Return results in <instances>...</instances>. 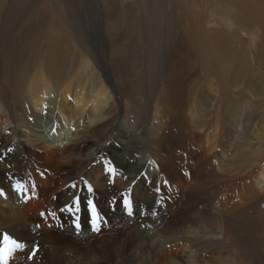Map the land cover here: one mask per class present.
Segmentation results:
<instances>
[{
    "label": "bare ground",
    "instance_id": "6f19581e",
    "mask_svg": "<svg viewBox=\"0 0 264 264\" xmlns=\"http://www.w3.org/2000/svg\"><path fill=\"white\" fill-rule=\"evenodd\" d=\"M22 1L27 0H0V75H2L3 83L7 86V91H9L10 96L12 95L11 98L13 101L15 99L14 94L22 95L21 99L26 103L29 101V98L32 99L33 105L31 106L29 113L32 115L34 122L32 127L29 128H27L25 124L22 125V122L16 121L15 123L13 121L12 110H10V107L4 102L0 103V177L1 179L3 178L4 183L9 184L11 178L19 176L21 173H23L25 177L28 176L25 189L15 197L11 194L9 189L2 191L0 183V233L9 232L11 235L14 234L16 236V233L21 227H26L34 223L40 234L46 236V238L55 239V246L58 245L60 247H23L22 249L15 250L9 260V252L14 247L3 246L0 250L4 251L5 256H0V260H7V264H264V255L255 251L254 238L250 235L245 236L237 234L233 231L232 226L229 225V222L225 220V218L220 217L217 219L216 217L211 216L210 211L208 210L209 208L206 207V205H208L207 200L198 196V181L195 177V183L192 182L191 170H189V168L187 171L185 170L186 175L189 174L190 178L187 176V180L183 182L180 179V174L176 175V172H173L172 170H165L160 160L159 162L162 167L159 165V162H157L159 166V184L164 185L167 183L170 185L167 192L165 191V187H162V191L166 195L165 197L168 198V200L162 201L164 202L162 208H164L163 212L165 217L170 218L169 220L166 219L167 228L165 227L166 229L163 232L160 230L158 234H155V232L154 234L149 231L147 232L146 242H150V245H146V248L141 247L138 243L128 239L127 236L123 237L119 235V237L113 239L110 237H104V240L98 241L95 246H89L90 248L86 249L69 244V242L64 239V234L67 233L69 228H71L72 218L71 215L66 213V211H61L66 208L62 202L69 203L65 197L68 195L69 189L72 186H75L74 188L80 187L79 192L81 188L85 189L88 192L89 197H91V200L96 203L102 201L112 205L116 196H119L121 200L122 197H127L129 195V190H131L130 182H133L132 179L128 180L126 176H123L119 172V167L109 169L102 167L101 164H104L105 161H114L116 155L119 156V159L121 160L117 163L118 166L124 167V163H127L130 174L138 176L141 170V164L144 161L142 159L150 156V148L147 139L152 136L151 132H149V136L142 125L129 122L128 115L130 114V111L135 110L133 108V103H135V101L132 97L135 95H142L143 89L141 90V87L145 82H150L148 74L152 72L151 68L156 67L158 69L157 76L158 84L160 86L157 91V97H161L159 92L170 82L167 81L170 77H168V68L171 67L169 66L170 58L171 60L174 58V61L176 62L175 57L177 58V56L183 54L186 58L192 57L193 59H196L195 61L199 64L198 70L192 73L190 81H193L194 79L197 80L199 77L213 80L220 96L219 103H221L222 106L235 99L239 89L236 87L239 83L251 85V83H254L256 80L258 85L261 80L264 81V0H231L239 11L240 16H236L231 12L232 14L230 16L232 21H230V23L232 22L234 27L239 25L241 30L256 27L259 31L262 44L257 64H254L253 59L251 55L248 54L246 48L232 35V37H230L223 32H200L202 29L198 27L196 30L194 26H197V24L195 25V23L189 21L182 22L183 25L178 26L177 24L174 28L171 26L170 30L168 26L169 22H163L164 18H161L157 22L156 17L163 15L159 4L164 3L167 6L175 7L177 9L176 11L180 10V6H177L175 0H167V2L164 0H140V8L143 11H149L151 15L149 18L146 15L148 22H145L144 20H140L141 16L138 15V12L133 11L134 13L132 16L136 19L139 18V21L137 20L138 25H135V27L132 28H134L136 32V27H139V31L136 32V38L134 36L132 37V40H134L132 42L133 44L131 45L130 43L129 47L125 50V53L121 50V55L118 54L115 56L118 60H123V62L120 64H118L119 62L114 64L113 76L110 78L109 74L105 73V76L111 83V90L104 84L98 87L94 82L90 83L91 81H84V76L77 78L79 74L88 71H86V69L90 67V63L85 59L83 61L80 60L81 67H75V65H77L76 56L79 53L78 51H81V49L84 48L81 46L83 40L81 41V39H79L80 37L78 38L76 36L75 38L77 40L75 39L74 41L72 33L66 31L75 27L73 21L75 16L71 12L73 10H66V12H64V10L59 7L60 4L66 5L68 0H58V4L56 3V6L54 7H48L49 1L52 0H39V4L34 7H23L21 6ZM219 1H222L223 3V0ZM106 2L108 3L107 10L109 12L107 13L108 21L114 22L116 19H119L118 17L120 16L117 11L118 9L113 0H107ZM248 5H250V7L254 6L255 8H249ZM158 13H160V15H158ZM51 16L52 19L57 17V22L51 21ZM124 18L125 15H123V19ZM113 22L111 25L117 23ZM133 22L135 23V21ZM160 27H163L164 30V42L160 38ZM138 33L141 34V39H139ZM161 43L165 44L162 46V49L164 50L162 51L163 53L161 51V53L158 52L160 45H162ZM71 45L77 47V52L71 48ZM71 55L72 59L74 58L72 61L73 65L71 62L69 66L68 57H71ZM30 73L32 78H29ZM122 73H124V80L129 81V83L131 80L136 82L137 87L133 88V84L131 85L132 89H130L131 87L123 89V87L119 86L117 78H120L119 75ZM65 77L66 80H62ZM98 78L95 81H98ZM77 81L79 84L76 86L75 83ZM75 87L77 89H75ZM188 88L189 89H186L188 92L187 94L190 97L189 101H191L193 105H196L198 109L202 108L199 107V104L202 103L199 102V99L202 100L205 97L206 99L209 97L205 93L204 88H198V86L196 87L194 85H190ZM239 93L242 92L239 91ZM55 95L62 97L59 99L60 105L57 112L54 110V107L49 104ZM262 95V97H264V92ZM71 96H73L74 104L68 103V99L72 98ZM118 97L124 99L123 105L119 104L117 100ZM242 99L244 98L239 97L237 100ZM235 101L236 100H234V102ZM159 102L156 107L159 109H156V112L160 111L159 115L161 116L162 111ZM52 103L55 105L58 104L56 101ZM18 104L17 102H14L12 105L15 110H13L15 116L19 110L20 105ZM26 105H28V103ZM20 108H22V106ZM60 111L61 114L60 117H58ZM198 112L199 111H196V113ZM233 114H238V112H233ZM218 115L220 118L223 117L221 113H218ZM75 117L80 119L83 118L82 121H84V124L82 123L83 126L81 132H70V125ZM61 119H63L64 126L61 123ZM160 120L161 117L156 115L152 125L156 123L161 124ZM219 120L220 121L217 122L218 125L215 126L213 124V119H210L209 123H207L208 134L205 136L207 142L205 149L208 155L214 153V148L217 145L211 143L210 135L215 136V143H217L216 140L218 138H222V132L224 130L222 126L223 120ZM68 126L69 128L66 129ZM49 128H56L58 132L63 129L70 132L65 137H59V145H57L56 148L57 150L55 148L51 149V145L49 146V142L45 139V133ZM215 128L218 130L216 133L214 130ZM157 129L158 128L156 127V130ZM132 130L133 132H136L135 135H131ZM24 133L29 135L25 136ZM95 133H97V137H95ZM33 134L36 137L34 142L29 140L32 139L30 137ZM263 135L264 133L259 135L261 143H264ZM129 138L139 140L143 146V149H141L142 152L139 154H141L142 157L146 154L145 157L139 158L138 154L134 155L132 153L133 155L130 156V163L127 161L129 158H125L126 149L128 148V144L126 145V143ZM156 141L157 140L154 142ZM159 141L161 142V139ZM116 142H119L120 148H122L123 151L115 147L110 148L112 154L108 151V146H110V143ZM243 147L244 146L241 148ZM242 150H244V148ZM246 152H248V150ZM251 154L253 155L254 160L259 159L261 161L262 158L264 159V146H260L258 151H249L248 155ZM95 155L97 158H93ZM2 157L7 158L3 161ZM161 157H163V153ZM203 161L205 160L203 159ZM235 162H237V159H235ZM242 163L243 162L240 161V164L236 165L238 166L237 173L234 175L232 173V177H226V179H229L225 181V183L228 182V184L223 186V193L225 192V189L228 194L238 192L237 187L232 188L229 184L230 182L232 183L237 179H240L241 172L244 170V168L241 167L243 166L241 165ZM148 171H150V169ZM225 175L229 176L227 173ZM250 175L248 185L253 186L255 182L259 185L261 179H263L264 182V169L261 168L260 174H256L255 170L250 171ZM155 177L158 178V174ZM250 187L248 189H250ZM246 191L248 192V190ZM185 192L186 197L184 195ZM25 196H27V198H25ZM152 197L150 196V198ZM184 197L186 198L185 204H183ZM74 199L71 201H74ZM241 200L242 198L238 201L240 202V205L243 204ZM156 201L161 202L160 199ZM147 207L149 206L147 205ZM185 207H187L186 211ZM42 214L45 215L42 217ZM149 214L151 213L149 212ZM159 221L158 223L160 224ZM94 222L96 224L97 221L94 220ZM104 222L105 227L103 231H101L100 228H97L100 232L94 234L95 239L103 236V232L110 234L113 230L116 232L118 231L112 228V217L110 214L106 215ZM156 226L157 225H155V227ZM119 227L123 226L118 224L117 228ZM72 233L74 234V232ZM256 238L258 239V234ZM240 239L242 240L241 243H247L248 247L253 249V251H251V256L249 254L250 252H246L244 250L245 247H242L239 244ZM9 241L11 243V240ZM44 241H46V239ZM136 241L138 240L136 239ZM209 241L216 243L217 247H213V249L220 250L217 262L214 259H211L212 254L210 253L211 251L208 250L210 247H207V244L205 245V243H203ZM260 241L261 239L259 238V243L264 245V243H261ZM26 244L27 243H25V246ZM34 249H36V252H34ZM262 249H264V247H262Z\"/></svg>",
    "mask_w": 264,
    "mask_h": 264
},
{
    "label": "rangeland",
    "instance_id": "374dc122",
    "mask_svg": "<svg viewBox=\"0 0 264 264\" xmlns=\"http://www.w3.org/2000/svg\"><path fill=\"white\" fill-rule=\"evenodd\" d=\"M106 1L107 0H68L66 5L60 4L59 7L62 8L64 10V12H66V10H69V11L73 10L71 12L75 16V19H73V21L75 23V25H74L75 27H73V29L74 28L75 29L74 30L70 29V30H66V31L72 33V37L74 38V41L76 39L75 38L76 36L78 38L80 37L79 39H81V41L83 40L81 46H83L84 49H81V51H78L79 53L76 56V58H77L76 64L77 65H75V67L78 66L77 68H80L81 67L80 63L84 59L86 61H89V63H90V67H88L86 69V71L87 70L88 71L85 73L79 74V76H77V78L84 76V79H83L84 81H86V82L91 81L90 83L94 82L95 85H97L98 87L101 86L102 84H104L107 88L109 87L108 89L111 90V83L109 82V80L107 79V77L105 75L108 73L110 78L113 76L114 64L118 63V62H119L118 64H120L121 62H123V60L120 61L115 56L118 54L121 55V53H122L121 50L125 53V50L129 47L130 43H131V45L133 44L132 42L134 40H132V37L134 36L136 38V32L139 31V27L138 28L136 27V32H135V29L132 28V27H135V25H138L137 22L139 21V18L136 19L134 16H132L133 13L138 12V15L141 16L140 20H144L145 22H148V18L151 14L149 13V11L148 12L143 11L140 8V6H141L140 0H113L117 9H118L117 11H118L120 16L118 17L119 19L115 18L116 21H114V22H117V23L111 25L113 21H108L107 13H109V12L107 10L108 3ZM164 1L167 2V0H164ZM175 1L177 3V6H180L179 11H176L177 9L175 7L167 6L164 3H161V4L158 3L159 7L162 9L163 15L161 16L160 13H158V15H160V16L156 17L157 22L161 18L162 19L164 18L163 22L164 21L169 22L168 26H169V30H170L171 26L174 28L175 26H177V24L179 26V25H183L182 22L189 21V22L195 23V25L197 24V26H194V28L196 30L198 27L201 28L202 30L200 32H203V31L207 32V33L223 32L225 34H228V36H230V37L234 36L238 39V41L242 44V46H244L246 48L248 54L251 55L254 64L258 63V55H259V51L261 49V44H262L261 40H260L261 38H260L259 31L256 29V27H253L251 29L245 28V29L241 30V27L239 25H236V27H234L233 23L232 22L230 23V21H232V18L230 16L232 14L231 12H233L236 16H240L239 11L236 9L235 4L231 0H223V3H222V1L220 2L219 0H175ZM38 2H39V0L22 1L21 6H23V7L33 6L34 7L37 4H39ZM56 3L58 4V0L49 1L48 7H54V6H56ZM137 6H138V8H137ZM248 6H249V8L254 7V6L250 7V5H248ZM17 10H19V9H17ZM249 10H252V9H249ZM123 15H125L124 19H123ZM126 15H127V17H126ZM146 15L148 18L146 17ZM51 21L57 22V17H54L52 19V16H51ZM133 21H135V23ZM198 24H199V26H198ZM128 25H129V27H128ZM164 25H166V24H164ZM160 28H161L160 29V31H161V33H160L161 37L160 38L163 40L165 38L164 37V30H163V27H160ZM142 31H144V30H142ZM138 36H139V39H141L140 33H138ZM164 40H163V42H164ZM74 45L73 46L71 45L72 46L71 48L74 51H76L77 47H75ZM163 45H165V44L163 43L162 45H160L158 52L164 51L162 49ZM165 50H166V48H165ZM80 52H82V53H80ZM185 58L186 57H184L183 54L177 56V58L175 57L176 62L174 61V58H173V60H171V58H170L169 66H171V67H169L170 69L168 68V70H169L168 77L169 76L170 77H169V80H167L168 82L169 81L170 82H169V84H167L166 87L162 88L163 91L161 90L159 92L161 97H157L158 96L157 91H158L160 85L158 84L159 83L158 82V76H157V70L158 69L156 67L151 68L152 72L148 74V76L150 77V82H148V83L145 82L143 84L144 87L143 86L141 87V90L143 89L142 95H135L132 97L135 101V103H133V108L135 110L130 111V114L128 115L129 122L135 123V124L137 123L138 125H142L143 128L146 129V133L150 136L149 132H151V135H152L151 137H149L147 139V143H148L149 148H150V150H149L150 156H148L149 158L145 157L146 154L143 155V157H145V158H143L141 156V154H139L140 152H142L141 149H143L142 143L139 140H137L135 138H132V139L129 138L127 143H126V145L128 144L127 145L128 148L126 149L125 158L126 157L129 158V159H127V161L129 163L131 162L130 156H132L133 154L134 155L138 154V157L143 158L142 160H144L142 162L143 165L141 164V170L139 173L140 176L139 175L138 176L131 175L127 163H124V167L118 166L117 163H119V161H121V160L119 159V156H116L115 154H114L115 155L114 161H112V162L105 161L104 164L103 163L101 164L102 167L109 168V169L119 167L118 168L119 172L123 176H126L128 178V180L132 179L133 182H130V189L131 190H129V195L127 197H122V199H121L126 203L127 198L130 196L131 202H132V210H133L132 215H129L127 213V211L125 210V208L121 205V200H120L119 196H116V198L114 200L115 201L114 207L112 206L113 204L111 205L109 203H105L102 201H98L97 203L94 201V204H93L91 197H89V194L85 189L81 188V190L79 192L80 187L74 188V186H72L69 189V193H71V194L68 193L69 196L67 195L65 197L67 202H69V203L60 201L64 204V207H66L64 209L66 211V213L68 211L73 212V215H71V218H72L71 228H69L67 230V233L64 234V239L67 240L69 242V244H72L76 247H83V249H86V248H90L91 246H95L98 241L104 240L105 239L104 237H110L111 239H113V238H117L119 236H123V237L127 236L128 239H131L132 241L138 243V245H140L141 247L146 248L148 245H150V242H146L147 241L146 240L147 232L149 231V232H152L153 234H154V232H155V234L156 233L158 234L159 230L163 232L167 228L166 219L169 220V218H170V217H167V218L165 217V214L163 212L164 208H162V206L164 205V202H162V201L168 200V198L165 197L166 195L162 191V187H165V191L167 192V189L170 188V185L167 183H165L164 185L159 184V182H160L159 172H158L159 166H158L157 162H159V160H160L161 163L163 164V167L165 168V170H172L173 172H176L175 173L176 175L180 174V176H181L180 179L183 182H185L187 180V176L190 178L189 174L186 175V171L189 168V170H191V174H192V182L195 183V177H196V180L198 181V183H197L198 196L201 197L202 199L207 200L208 205H206V207L209 208L208 210L210 211L211 216L216 217L217 219L220 217L225 218V220H227L229 222V225L232 226L233 231H235L237 234H242L245 236L250 235L252 238L255 239V242H254L255 243L254 244L255 251L264 255V249H262V247H264V245H261L259 243V238L261 239L260 242L264 243V188H263L264 182H263V179H261V180L259 179L260 180V183L258 182L259 185H257V182H255V184L253 186L248 185V181L250 180V176H251L250 171L255 170L256 174H258V173L260 174L261 168L264 169V159L263 158L261 161L259 159L254 160L252 154H251L252 157H251V155H248L249 151H253V150L258 151L260 146H262V147L264 146V143H261V141L259 140V135L264 133V116H263L264 115V101H263L264 97H262L263 96L262 93L264 92V81L261 80L260 81L261 83L259 82L258 85L256 83V80L254 81V83L252 82L253 84L251 83V85H249V84L245 85V84L239 83V85L236 87L237 89L239 88L238 91L236 90L238 92V94H236V97L234 99L236 101L234 102V100H233L232 102H230L231 104L228 103V104L222 106L221 103H219V97L220 96L217 92V87H215V85L213 83L214 82L213 80L208 79V78L206 79L205 77H199L197 79L199 81H197L196 79H194L193 81H190L192 73L194 71L198 70L199 64L195 61L196 59H193L192 57L191 58L189 57L186 59ZM73 59H72V55H71V57H68L69 66H70V63L73 61ZM178 64H180V65H178ZM72 65H73V62H72ZM110 66H111V68H110ZM108 68H109V70H108ZM155 72H156V74H155ZM150 75H153V76H150ZM29 76H30L29 78H32L31 73L29 74ZM123 76H124V73L119 75L120 78H117L119 86L123 87V89L130 88L132 84H133L132 85L133 88L137 87L136 82H133L131 80L129 83V81L124 80ZM97 78H98V81H95V80H97ZM62 80L65 81L66 77L63 78ZM126 81H127V83H126ZM0 84H1L0 85V103L4 102L7 104L8 107H10V110H12L11 112H12L13 121L15 123H16V121L22 122V125L25 124L27 128L32 127V124L34 121L32 119V115L29 113V110H31V106L33 105L32 99L29 98V101L27 102L28 105H26L27 103L21 99L22 95H18V94L15 95L14 94L15 99L13 101L11 98L12 95L10 96L9 91H7L8 90L7 86H5L3 83L2 75H0ZM78 84L79 83L77 81L75 83V85L77 86ZM210 84H212L213 87ZM190 85H194L196 87L198 86V88H204L205 93L207 94V96H209L207 99H206V97L202 100L199 99V102H202L199 104V107H202L200 109H198L196 107V105H193V103L191 101H189L190 97L187 94L188 93L187 89H189L188 86H190ZM132 87L130 89H132ZM257 87H259V88H257ZM241 88H242V91H241ZM75 89H77V88L75 87ZM145 89H146V91H145ZM256 90H257V93H256ZM239 91L242 93H239ZM258 91H259V93H258ZM244 93H245V95H244ZM153 94H154V96H153ZM148 95H149V97H148ZM71 97L72 98L68 99V101H69L68 103H73V96H71ZM233 97H234V94H233ZM239 97H243L244 99L237 100V99H239ZM60 98H62V97L61 96L59 97V95H55L49 103L54 107V110L56 112L58 111V108L60 105V103H59ZM150 98H152V99H150ZM24 100H25V97H24ZM117 100H118L119 104H121V105L124 104V99H122L121 97H118ZM120 100H121V102H120ZM54 101L58 102V104H56V105L53 104L52 102H54ZM14 102H17V104L19 103L18 105H20L18 113L16 114V116H15V112H14L15 110L12 107ZM158 102L161 105V107H160V109L162 111L161 116L159 115L160 111L156 112V109H159V108H156ZM260 102H262V103H260ZM136 105H137V107H136ZM21 106H22V108H20ZM175 109L177 112L175 111ZM196 111H199V112L196 113ZM181 112H183V113H181ZM233 112H238V114H233ZM218 113H221V115H223L224 118L223 117L220 118ZM60 114H61V111L59 112L58 117H60ZM156 115L161 117V120H160L161 124L156 123V124L152 125L154 122L153 120L156 118ZM192 116H193V118H192ZM210 119L214 120V123H213L214 126L218 125L217 122L220 121L219 119L223 120L222 126H223L224 130L222 132V138H218L216 140L217 143H215V136L210 135L211 143L217 144V145L214 148V153L208 155L207 151L205 149L206 145H207L205 136H207V134H208L207 123H209ZM61 120H62L61 123L64 126L63 119H61ZM82 120H83V118L80 119L78 117H75L74 120H72V123L70 125V127H71L70 132H73V133L81 132L82 126L84 124L83 123L84 121H82ZM201 121H203V122H201ZM198 122H201V123H198ZM156 127L158 128L157 130H156ZM68 128H69V126L66 127V129H68ZM216 129L217 128L214 129L215 133L218 131ZM149 130H151V131H149ZM70 132H67V130H64V129L62 131L58 132L56 128H49L45 133V135H46L45 139L47 142H49L48 145L49 146L51 145L50 146L51 149H53V148L56 149L57 145H59V143H58L59 137L60 136L65 137ZM131 133H132L131 135L136 134V132L135 131L133 132V130L131 131ZM95 134H94L95 137H97V133H95ZM24 135L26 136L29 134L24 133ZM160 136H161V138H160ZM30 138H32V139H29L32 142H34L36 140V137L34 134L31 135ZM151 138H152V140H151ZM158 139L159 140L161 139V142ZM168 139H170V140H168ZM155 140H157V141L154 142ZM263 141H264V135H263ZM245 144L247 147L245 146ZM249 144H250V147H249ZM220 145H221V147H220ZM242 146H244L243 147L244 150H242L243 149V148H241ZM114 147L123 151V149L120 148L119 142L110 143V146H108V151L110 153H112L110 151V148H114ZM160 150L163 153V157H161L162 153ZM166 150L167 151L170 150V151L167 152ZM245 150L246 151L248 150V152H246ZM237 151L240 154V156L237 153ZM245 152H246V154H245ZM154 153H156V154H154ZM112 154H110V155L113 156ZM159 155H160V157H159ZM153 157H154V159H153ZM169 157H172V158H169ZM198 157H199V159H198ZM263 157H264V155H263ZM6 158L7 157H5V158L2 157V160L5 161ZM93 158H97V156L95 155V156H93ZM145 159H147V160H145ZM190 159L192 162L190 161ZM203 159L205 161H203ZM235 159H237V162H235ZM238 161H239V163H238ZM240 161L244 163V164L243 163L241 164V165H243L241 167L244 168L243 172H241V177L239 180L237 179L238 181L236 180L232 183L230 182V184H229V186H232V188L237 187L238 192H232L231 194H228V192H226L227 190L225 189V192L223 193V186L224 185L226 186L228 184V182L225 183V181L229 179V178L226 179V177H232L235 173L238 172L237 171L238 166H236V165H239ZM146 162H148V163H146ZM232 162H233V164L234 163L235 164L233 165ZM161 163L159 162L160 166H161ZM169 164H170V166H169ZM200 166H202V167H200ZM208 166H210V167H208ZM205 167H206V169H205ZM207 167H208V169H207ZM124 168H126V169H124ZM202 168L205 171H203ZM149 169H150V171H148ZM230 172H231V174H230ZM226 173L229 176L225 175ZM232 173H233V175H232ZM242 173H244L245 175ZM157 174H158V178L155 177V176H157ZM193 174H194V176H193ZM0 179H1V177H0ZM134 180H135V182H134ZM145 180H147L148 182ZM27 181H28V176L25 177V175L23 173H21L19 176L11 178L9 180V184L4 183L3 178H2L1 182H0L1 187H2L1 189H2V191L9 189L11 194H13L15 197V196H18L25 189ZM135 186H136V188H135ZM243 186H245V187H243ZM158 187L160 189L159 193L157 192ZM249 187H250V189H248ZM4 188H6V189H4ZM252 188L254 189V191ZM142 189H143V191H142ZM246 190H248V192ZM133 191H135V192H133ZM238 193H239V195H238ZM226 194L228 197L226 196ZM149 195L151 197L153 196L154 198L153 197L150 198ZM184 195L186 197V192ZM74 196H75V199H74ZM236 196H237V198H236ZM185 197L183 198V204L186 203ZM77 198H78V200H77ZM240 198H242V200H241L243 202L242 205H240V202H238ZM73 199H74V201H71ZM159 199L161 200V202L156 201ZM219 199H221V200H219ZM225 200H226V202H225ZM187 201H188V199H187ZM227 202H229L230 205ZM158 203H160V204H158ZM69 205H70V207H69ZM147 205L150 207V209H149V207H147ZM72 207H74V208H72ZM114 208H115V210H114ZM152 208H153V210H152ZM213 208L216 210V212ZM141 209H143V210H141ZM160 209H162V210H160ZM186 210H187V207H185V211ZM148 211L151 214H149ZM218 211H220V212H218ZM161 213H163V214H161ZM109 214L112 217V228L116 229L118 231L116 232L115 230H113V232H110L111 235L103 232V236H100V237L95 239L94 234L96 232L97 233L100 232V230L103 231V229L105 227L104 220L106 219V215H109ZM75 215L79 216V220H78L79 227L74 226L76 223V221L74 220ZM221 215H223V216H221ZM142 216H143V219H142ZM231 216H232V218H231ZM155 217H157V218H155ZM94 220H96L99 223L96 222V224H95ZM116 220H117V222H116ZM158 221L160 222V224L158 223ZM164 222H165V224H164ZM117 223L123 227L117 228V225H118ZM130 224H132V225H130ZM154 224L157 226L155 227ZM24 227H21V229L18 230V232L16 233V236L14 234L11 235V233H9V232L0 233V242H3L4 247H15L14 246L15 244L13 242L20 243L22 245L24 244L23 247H28V246H30V247H32V246L33 247H60L58 245L55 246V243H54L55 239H53V238L49 239V238H46V236L40 234L38 232L39 230H38L37 226L34 223L29 225V226H26L25 228ZM97 228H100V230H97ZM127 228H128V230H127ZM143 228H145V229H143ZM28 231H30V232H28ZM71 231L74 232V234ZM37 233H38V235H37ZM257 234H258V239L256 238ZM128 236H130L131 238ZM10 237H12V238H10ZM75 238H77V239H75ZM83 238H84V240H83ZM45 239H46V241H44ZM136 239L138 241H136ZM9 240H11V243ZM5 242H6V245H5ZM145 242H146V244H145ZM241 242H242V240L240 239L239 244L242 247H245L244 250L246 252L247 251L250 252L249 254L251 256L252 255L251 251H253V249H250L248 247L247 243L243 244ZM25 243H27L28 245L26 244V246H25ZM203 243H205V245L207 244V247H210L208 250L211 251L210 252L212 254L211 259L212 260L214 259L217 262L218 256L220 255V250L219 249H213V247H217L216 243L210 242V241L209 242H203ZM34 252H36V249H34ZM0 256L1 257L5 256L4 251L0 250ZM184 257H185V255H184Z\"/></svg>",
    "mask_w": 264,
    "mask_h": 264
},
{
    "label": "snow or ice",
    "instance_id": "6c2138e0",
    "mask_svg": "<svg viewBox=\"0 0 264 264\" xmlns=\"http://www.w3.org/2000/svg\"><path fill=\"white\" fill-rule=\"evenodd\" d=\"M106 173H107V169H106ZM75 187V186H74ZM157 192L159 193L160 192V189L159 187L157 188ZM25 198H27V196H25ZM78 199V198H77ZM93 204H94V201H93ZM121 205L126 209L127 213L129 215H132V202H131V198L130 196L127 198V202L125 203L123 200L121 201ZM115 206V201H113V207ZM62 212H64L65 210L62 209L61 210ZM69 215H73V212L72 211H68L67 212ZM45 214H42V217L44 216ZM91 215V214H90ZM74 220L76 221L75 225L76 227H79L78 225V220H79V216L78 215H75L74 216ZM15 243V242H13ZM4 246L3 242H0V248H2ZM23 248V245L20 244V243H15V247L12 248L9 252V255H8V259L10 260L11 259V256H12V253L17 250V249H22ZM0 264H7V260H0Z\"/></svg>",
    "mask_w": 264,
    "mask_h": 264
}]
</instances>
